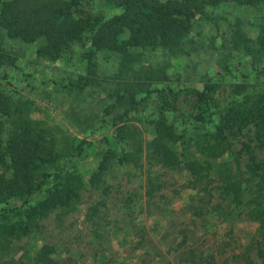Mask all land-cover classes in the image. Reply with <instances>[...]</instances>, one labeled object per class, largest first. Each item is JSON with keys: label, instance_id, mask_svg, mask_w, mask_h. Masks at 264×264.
Masks as SVG:
<instances>
[{"label": "trees", "instance_id": "16d2710c", "mask_svg": "<svg viewBox=\"0 0 264 264\" xmlns=\"http://www.w3.org/2000/svg\"><path fill=\"white\" fill-rule=\"evenodd\" d=\"M103 1L108 9L121 12L109 18L82 14V0H0V74L13 60L5 45L15 40L38 42L36 57L47 61L63 58L76 45L85 48L81 56L88 67L86 78L61 85L78 93L94 85L97 55L115 58L118 65L116 87L106 89L103 97V122L111 117L112 126L95 142L60 130L54 133L32 118L35 107L30 100L13 97L0 85V254L9 241L34 233L50 213L68 211L80 191L98 187L113 165L140 167L144 149L131 118H150L153 134L146 148L152 159L168 170L183 166L195 183L217 191L230 212L243 209L257 224L255 256L264 264V160L249 157L240 177L221 160L231 154L230 138L246 128L264 151V90L255 91L246 81L210 79L201 88L158 87L152 74L160 76L162 71L145 66L153 52H181L196 26L212 24L210 10L231 3L262 9L264 0ZM258 28L252 40L236 20L222 54L225 61L237 54L248 57L249 73L256 80L264 75V23ZM231 71L222 64L223 76ZM243 149L251 152L246 144ZM89 159L95 160V167L85 181L79 166ZM146 182L145 196L156 199L163 183L152 177ZM138 204L132 201V207ZM51 253L52 248L42 247L43 264H55L47 260Z\"/></svg>", "mask_w": 264, "mask_h": 264}, {"label": "rangeland", "instance_id": "374dc122", "mask_svg": "<svg viewBox=\"0 0 264 264\" xmlns=\"http://www.w3.org/2000/svg\"><path fill=\"white\" fill-rule=\"evenodd\" d=\"M79 11L106 18L121 12L108 9L103 0H82ZM210 17L212 24L196 26L181 52H153L145 59V66L162 71L160 76L152 74L154 83L177 89L201 88L209 79L246 81L255 91H263L264 75L253 78L248 57L237 54L225 61L222 54L236 20L252 40L259 35L264 8L231 3L210 10ZM38 44L18 40L6 43V53L13 60L1 70V87L13 97L30 100L35 107L32 118L54 133L60 130L67 136L95 142L113 122L111 117L103 122L102 111L105 90L116 87L115 58L97 55L95 83L78 93L61 85L86 78L88 67L81 56L85 48L76 45L63 58L47 61L36 57ZM223 63L231 67V75H222ZM260 65H264V58ZM148 120L131 118L144 149L140 167L113 165L98 187L85 186L80 191L68 211L50 213L34 233L9 241L0 254V264H43L40 253L44 246L52 248L47 260L55 264H185L198 263L200 258L206 264H261L254 250L257 224L249 221L241 208L230 212L217 191L195 183L183 166L161 168L146 148L153 134ZM243 144L251 152L245 151ZM228 147L231 154L221 160L227 161L239 177L245 175L249 157L264 160V151L255 146L252 129L230 138ZM94 167V159L80 164L85 181ZM148 177L163 183L156 199L145 196ZM137 200L139 204L132 207V201Z\"/></svg>", "mask_w": 264, "mask_h": 264}]
</instances>
